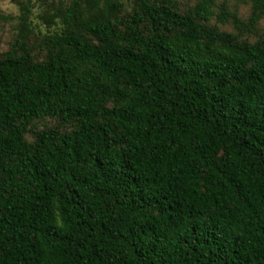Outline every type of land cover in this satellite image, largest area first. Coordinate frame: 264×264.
Returning <instances> with one entry per match:
<instances>
[{
    "label": "trees",
    "instance_id": "16d2710c",
    "mask_svg": "<svg viewBox=\"0 0 264 264\" xmlns=\"http://www.w3.org/2000/svg\"><path fill=\"white\" fill-rule=\"evenodd\" d=\"M16 3L0 264H264V0Z\"/></svg>",
    "mask_w": 264,
    "mask_h": 264
},
{
    "label": "rangeland",
    "instance_id": "374dc122",
    "mask_svg": "<svg viewBox=\"0 0 264 264\" xmlns=\"http://www.w3.org/2000/svg\"><path fill=\"white\" fill-rule=\"evenodd\" d=\"M44 8L45 6L37 4L35 7H33V14L31 15V18H33L35 21V27L38 24L42 29H46V24H44L39 15L42 13ZM244 9H247V7L244 6ZM0 13L4 16L18 15L20 10L16 0H0ZM13 25L14 23L12 21L8 20L6 17L0 16V49H5L8 47V42L11 40L14 33ZM262 26L264 27V21Z\"/></svg>",
    "mask_w": 264,
    "mask_h": 264
}]
</instances>
